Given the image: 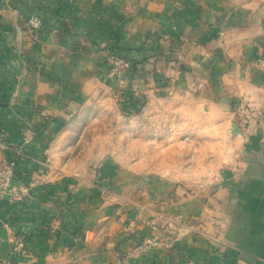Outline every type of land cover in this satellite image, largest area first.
<instances>
[{
	"label": "crops",
	"instance_id": "1",
	"mask_svg": "<svg viewBox=\"0 0 264 264\" xmlns=\"http://www.w3.org/2000/svg\"><path fill=\"white\" fill-rule=\"evenodd\" d=\"M33 12L43 19L35 33L24 28ZM104 47L136 56L152 73L164 52L183 78L205 83L201 91L217 110L247 107L262 119L212 197L216 245L180 236L168 256L121 261L128 243L112 244L130 234L121 230L112 243L114 231L96 232L92 226L109 216L81 212L80 185L61 180L63 171H40L51 141L38 112L50 113L55 129L64 125L107 77ZM29 138L16 169L27 191L1 202L0 264H264V0H0V163L9 153L4 142ZM80 222L89 227L78 231ZM21 232L27 250L13 255Z\"/></svg>",
	"mask_w": 264,
	"mask_h": 264
},
{
	"label": "rangeland",
	"instance_id": "2",
	"mask_svg": "<svg viewBox=\"0 0 264 264\" xmlns=\"http://www.w3.org/2000/svg\"><path fill=\"white\" fill-rule=\"evenodd\" d=\"M34 13L41 17L33 12L26 19ZM26 19L27 32L40 29L30 30ZM101 51L107 77L68 113L64 125L55 129L51 114L38 112V127L51 141L47 158L37 161L40 171H63L61 180L80 185L75 201L81 212L96 209L109 216L92 226L96 232L114 231L112 243L130 234L112 244L128 243L118 253L121 261L153 251L168 256L180 236L190 242L200 236L216 245L219 222L212 197L239 163L244 145L262 130V119L248 114L247 107L217 110L201 91L205 83L183 78L164 52L160 72L152 73L153 67L142 68L136 56L106 47ZM113 57L129 59L131 65L118 67ZM29 142L6 141L3 149L19 147L22 156ZM83 226L89 227L80 222L77 230Z\"/></svg>",
	"mask_w": 264,
	"mask_h": 264
},
{
	"label": "built area",
	"instance_id": "3",
	"mask_svg": "<svg viewBox=\"0 0 264 264\" xmlns=\"http://www.w3.org/2000/svg\"><path fill=\"white\" fill-rule=\"evenodd\" d=\"M42 18L34 13L31 14L28 19H26V26L30 30H37L42 26ZM114 58V57H113ZM115 64L118 67H127L131 65L129 59H119L114 58ZM119 60V61H118ZM8 144V143H6ZM7 153L6 158L0 164V207L3 200L8 201H19L24 197L23 188L17 183L16 169L18 166L19 158L21 156V151L19 147H6ZM26 249V237L24 233H17L14 245L12 247V252L14 254H19L24 252Z\"/></svg>",
	"mask_w": 264,
	"mask_h": 264
}]
</instances>
